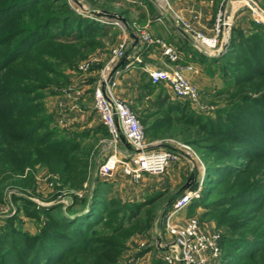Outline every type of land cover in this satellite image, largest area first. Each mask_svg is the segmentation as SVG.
<instances>
[{
  "label": "trees",
  "instance_id": "16d2710c",
  "mask_svg": "<svg viewBox=\"0 0 264 264\" xmlns=\"http://www.w3.org/2000/svg\"><path fill=\"white\" fill-rule=\"evenodd\" d=\"M117 36L115 24L80 16L66 0H0V200L5 183L21 184L11 175L21 174L27 167L30 147L60 157L62 161L52 167L59 169L66 183L84 180L86 161L74 153L86 156L87 147L78 139H87L89 133L62 134L52 125L44 98L70 85L59 68L74 65L75 59L66 57L62 49L86 40L87 57L108 41L113 44ZM194 51L191 59L204 65L206 72L221 74L227 86L219 94L229 95L231 85L264 79V24H257L250 35L234 30L228 49L219 57ZM237 57L241 61L230 62ZM240 66L248 73L238 69ZM158 84L148 80L142 85V97H149V105L138 117L146 134L164 125L202 123L209 141L227 140L210 146L217 160L207 166L208 188L189 209L203 205L210 217L218 211L215 217L220 225L229 224L230 230L222 234L220 242L222 264H264V230L259 228L264 227V220L260 221L264 218V93L243 94L224 111L227 118L206 120L200 114H187L191 108L187 101H170L162 93L151 98ZM180 112L182 117L173 118ZM32 180L30 176L24 184ZM168 192H152L142 201L123 200L114 183L102 180L92 198L73 195V203L66 208L61 203L44 206L14 196L15 201H23L27 215L47 221L36 233L24 230L15 224L20 221L18 206V212L0 227V264H119L128 239L152 228L155 203ZM240 208H245L243 214L230 222L232 212ZM249 211L252 215L245 214Z\"/></svg>",
  "mask_w": 264,
  "mask_h": 264
},
{
  "label": "rangeland",
  "instance_id": "374dc122",
  "mask_svg": "<svg viewBox=\"0 0 264 264\" xmlns=\"http://www.w3.org/2000/svg\"><path fill=\"white\" fill-rule=\"evenodd\" d=\"M66 1L78 15L85 18L99 17L95 15V12L97 11H108L111 13L119 14L126 19L130 28L139 37L140 41H143L141 37L142 34L146 33L151 38L160 40L167 46L174 47L179 55V48L176 47V45L171 41H175L177 39L182 40V36L180 34H185L187 37H189L192 44L196 48H201L207 52H212L213 55H215V52H218V55L212 57H219L226 52L224 51L223 53H220L224 45L227 42H230L234 30H241L244 34L250 35L257 30V24H264V0H253L258 5V7L261 8L262 11H258L256 8H254L248 2V0ZM230 2L232 5V11L230 13L229 19L227 20L226 11ZM59 4L61 3L59 2ZM146 12H148L149 15H147ZM155 17L160 18V20L162 21H159V24H156L154 26L149 25L147 27L146 24H148L150 19ZM118 21L121 25L124 26L121 20ZM175 28L181 33H178ZM174 29L176 32L173 31ZM126 30L129 35V30L127 28ZM204 37L207 39L216 38V46L210 47L203 39ZM122 42H125L128 47L131 46L128 39ZM122 42H120L119 44H121ZM82 43L84 45H82ZM109 43L110 42L108 41L106 46L94 50L87 57L86 40H84L83 42H77L78 45H66L67 48L62 49L64 53L66 52V57L70 58L71 60L75 59L74 65L66 64L65 66L59 68L61 70V74H64L68 77L70 85L73 81L77 80V78L84 74V72L79 69V65L87 60L94 59L95 53L101 50H105L107 55L112 56L113 49L119 44L114 46V44ZM110 59L108 61H104V64H100L99 68L95 66V63L97 61H95L92 65L91 69L95 67L97 68H95L96 70H94L93 72L95 74L93 78L96 79L94 88L101 76L102 69L110 62ZM236 60L241 61L240 57H237L233 58L230 62H233V64H235L234 61ZM150 61L151 64L156 67L155 69L171 71L172 69L178 67L181 72L188 78V80L197 88H199L185 74L184 68L177 66L174 63L170 67H167L165 64H162V61L160 62L158 58H153ZM199 64L202 65L201 63ZM189 66H192L193 69H189ZM189 66L187 67V69L190 72L193 73L197 71V68L195 66ZM202 66L204 68V73H206L209 78L212 79L209 82L210 86L206 87L205 89L199 88L201 91L200 100L201 103L205 106V109H197L189 102L191 108L190 110H188L187 114H200L203 115L206 120L209 118H211L212 120L223 118L224 120L228 117L226 115V112L224 111L230 108L231 104L238 100L240 96H243V94L246 93L253 96H259L264 93V79L255 78L253 80H248L237 85H231L232 88L230 89L231 93L229 95L225 93L219 94L220 89L226 88L227 86L224 84V80L221 77V74L217 72L215 75H210L208 72H206L204 65ZM238 69L243 70V73L245 74L248 73L243 69V66L238 67ZM124 101L127 102L131 109L139 116V112L131 105V103L126 100ZM183 101L185 100H182V102ZM94 103L95 102L93 99V104ZM45 108L47 113L52 116V125L58 127L59 130H61L62 134L67 135V133L69 132L71 134L78 135L86 130V127L83 128L82 126H80L82 128H76V126L63 125L61 123L58 124L55 118V111L51 112L46 103ZM93 113L95 114V111H93ZM96 114L99 118L95 115V125H98V122L101 123V121L99 120V114ZM162 115L163 114H160V116ZM182 115L183 114L181 112L175 113L173 114V118H180L182 117ZM220 115L221 117H219ZM202 122L205 121L202 120ZM201 124H195L192 126L188 125L184 127L177 125L168 127L167 125H164L165 127L156 129V131L147 134L148 143L163 147L178 148L181 144H189L195 151V158L192 159L185 156L180 157V159L185 160L186 164L188 165L189 171L186 175H182L180 177L181 180L177 185L174 184L173 180L175 178L173 177H175V174L171 169V166L175 161L170 163L165 172L154 174L155 178H157L158 180L167 181L168 185L171 184L168 187H163L162 190H167L169 192L160 202L155 203V218L152 228H155V231L159 233L158 238H153L155 232L151 233V229L134 233L126 243V248L122 253L119 264H131L128 258L124 257V254L128 249H131L133 247L144 248L149 242L153 243L155 246L159 245L160 247L161 244H165L170 240L166 228L162 224V219L165 217V214L169 207H171L172 202L176 197L179 196V192L181 189H183L187 184H190V186L188 187V189H184L183 192L200 188L201 193L197 198L199 199L202 196L203 192L208 188L209 173L207 166L209 162L217 160V153H214L210 149V146L212 144H226L227 140L221 138L215 139V141H209V133L204 130ZM83 125H86V123H84ZM84 138L80 136L78 140L83 141V144L87 147L86 156L81 155L80 151L74 153V156L79 158L80 161H82V159L86 161V167H84L86 168V176L84 180L82 182H79L77 178L74 179V181L77 182L75 184L78 185H75L72 182L66 183V178L64 177V175H61V173L58 171L59 169H57V171L53 169L52 166L55 163L62 161L60 157H57L56 155L53 156L51 152L45 149H39L38 151H36L35 147H30V153L28 155L29 161L26 164L27 167H25L24 171L21 174L11 175V179L13 181H18L21 184H4L2 197L3 200H0V227L4 224V222L6 221L5 219L8 216L15 215L18 212V206H21L18 215L20 221L15 222V224H17L24 230L30 231L31 233H36L38 231V227L47 221V218L44 217L39 220L34 216L27 215V209L23 201H21V199L19 201H15L14 196L26 197L27 199H30L31 201L44 206H51L53 204L61 203L63 204L64 208L73 203L72 201V203L69 204V201L67 199L68 197H71L73 200V195H76L80 199L92 198L96 185L102 181L98 176V168L99 164L101 163V159H105L110 153L109 150L111 147V136L110 134H105L104 130H102V132H100L99 135L94 136V138ZM37 153H39L40 155ZM179 160L176 161L178 162ZM204 166H206L207 174L204 177H201V171ZM258 172L259 171H257L256 174H259ZM30 176L33 177L32 182L24 184V181L29 179ZM202 179L203 182H201ZM127 180L120 182L118 185H115L116 181L113 182L115 185V192H117V194H119L123 200H129V194L131 195V193H133L131 185L133 186L138 184V182L132 178ZM223 190L224 189L222 188L220 194L224 192ZM151 193L152 192H149L144 197H142L144 198L143 200H145L146 196ZM244 209L245 208H240L233 211L231 214L232 218L230 217L229 221L231 222V220L238 219L239 216L243 214ZM208 210L209 209H207L203 205H198L196 207L193 206L190 211H186L187 213L185 214V216L188 217V219H198L201 222V225H212L215 228L214 231H218L221 234L227 233L230 230L229 224L225 223L223 225H220L219 221L215 217L218 211H214V215L210 217L208 216V214H210ZM245 214H251V212L249 211ZM262 220H264V218L261 217L260 221ZM259 228L264 230V227L260 226ZM142 244L145 245L142 246Z\"/></svg>",
  "mask_w": 264,
  "mask_h": 264
},
{
  "label": "built area",
  "instance_id": "2783aa9c",
  "mask_svg": "<svg viewBox=\"0 0 264 264\" xmlns=\"http://www.w3.org/2000/svg\"><path fill=\"white\" fill-rule=\"evenodd\" d=\"M96 19L106 24L120 25L118 20L105 17ZM142 39L147 44H158L163 54L172 62L180 59L179 53L172 46H167L160 40L151 38L143 33ZM210 47H215L216 38H203ZM140 42V41H139ZM138 45V44H137ZM137 45L128 47L122 42L113 49L110 62L104 66L101 76L94 88V108L99 114L102 124L105 125L111 136L110 153L104 161L99 164L98 176L100 179H107L121 169L122 172L132 179L139 181L148 174H160L167 170L170 163L179 160L180 157L195 158V151L189 144H181L178 148L163 147L147 142V134L144 125L138 115L131 109L129 104L120 99L115 88L118 81L109 75L114 64L123 58L127 60L141 61L139 56L133 54ZM133 47V48H132ZM208 56H215L197 48ZM221 52V51H220ZM95 58L87 60L79 65L84 73L91 70ZM193 69L192 66L188 67ZM146 71L153 83H167L175 96L181 100L190 102L197 109H205L201 103V91L176 67L171 71L163 69H149ZM124 137L127 148H122ZM207 174L206 166L202 168L201 177ZM203 182V179L201 180ZM201 189L187 190L180 194L167 210L162 224L165 226L170 240L160 247L163 250L162 259L166 264H208L209 258L222 256L221 238L218 231L204 232L201 230V222L196 218H190L183 224L173 222V216L186 209L193 200L200 196ZM145 244H142L144 246ZM131 264H145L136 259Z\"/></svg>",
  "mask_w": 264,
  "mask_h": 264
},
{
  "label": "crops",
  "instance_id": "0c3cea01",
  "mask_svg": "<svg viewBox=\"0 0 264 264\" xmlns=\"http://www.w3.org/2000/svg\"><path fill=\"white\" fill-rule=\"evenodd\" d=\"M147 15L149 13L147 12ZM152 17V16H151ZM160 18H152L146 24L148 27L149 25H156L159 24ZM116 29L118 30V36L116 41L113 43L114 46L119 44L120 42L128 39L129 44L133 46L134 39L131 34L128 35L126 27L123 25H115ZM176 29V28H175ZM175 29L173 30L174 32ZM177 30V29H176ZM178 33L179 30H177ZM154 32V31H153ZM130 33V32H129ZM157 35V34H156ZM182 36V40H175L171 41L179 48L180 52V59L178 62L174 63L177 66L184 68L185 74L191 79L193 83H195L199 88L205 89L206 87L210 86L209 82L212 80L209 76L204 73V68L202 65L194 61L193 59V51L194 49L201 52L197 49L191 42L190 38L187 37L185 34H180ZM158 36V35H157ZM180 37V36H178ZM146 42L140 41L136 48L133 49V54L135 56H139L141 61H134V60H127L124 64H122L115 75L118 81V85L116 88V94L120 99L126 100L131 103V105L138 111L141 112L147 107L148 98L149 97H142V85L148 80L152 81L149 73L146 71L147 68L155 69L156 67L151 64V59L158 58L162 64H165L167 67L173 65V63L163 54V50L160 45L158 44H147L145 47ZM130 46V48H131ZM145 47V48H144ZM191 48L192 52L189 54L183 49ZM133 48V47H132ZM195 52V51H194ZM205 54V53H204ZM207 55V54H206ZM94 57L96 58L97 62L95 63L96 67H100V64H104V61H108L111 56L107 55L105 50L98 51L95 53ZM212 57V56H210ZM122 59L118 60L114 66L121 61ZM189 65H193L197 68V71L190 72L187 67ZM95 67V68H96ZM95 68L91 69V71L84 73L82 76L77 78V80L73 81L68 89L53 93H47L44 102L47 104L48 108L51 112L55 111V118L56 122L61 123L63 125L69 126H76V128H85L86 133L88 132V138H94L102 132V121L101 123L98 122V125H95L97 116V112L94 108L93 104V91L95 85V74L93 73ZM112 69V70H113ZM153 83V81H152ZM156 84V83H154ZM158 84V83H157ZM162 91V92H160ZM162 93V94H161ZM160 94L168 95L170 97V101L178 100L182 101L181 99L177 98L173 93L171 87L167 83H160L157 85L156 91L151 95V98H159ZM146 101V102H145ZM146 105V106H145ZM51 106V107H50ZM95 111V114L93 113ZM96 115V116H95ZM98 117V116H97ZM99 118V117H98ZM86 123V125H83ZM82 126V127H80ZM122 148H127V143L123 139ZM106 159V158H105ZM104 158L101 159L100 162L105 160ZM175 174L174 184H179L181 180V176L186 175L189 171L188 165L186 164L184 159H180L178 162L175 161L174 164L171 166ZM127 179H131L130 176L125 175L122 170L118 169L115 171L112 176L107 179H100V180H107L111 183L116 181L115 185H118L120 182H123ZM128 181V180H127ZM138 184L131 185L132 192L131 195L129 194V200L132 201H142L147 193L162 190L163 187H168L170 185L167 184V181L158 180L155 178L154 174L145 175L141 180L137 181ZM125 184V183H124ZM186 211H190L189 206L177 212L173 216V222L178 224H183L187 221L188 217L185 216L187 213ZM214 227L209 224H202L201 230L204 232H213ZM151 233L155 232L153 235L155 239L158 238V232L155 231V228H151ZM147 240V239H146ZM163 250L159 247V245H154L153 243H148L147 246L144 248L133 247L128 249L124 254V257L128 258L130 262L139 259L140 261L144 262L145 264H160L165 263L162 259ZM208 264H222V257H211L209 258Z\"/></svg>",
  "mask_w": 264,
  "mask_h": 264
},
{
  "label": "water",
  "instance_id": "95a60500",
  "mask_svg": "<svg viewBox=\"0 0 264 264\" xmlns=\"http://www.w3.org/2000/svg\"><path fill=\"white\" fill-rule=\"evenodd\" d=\"M234 1V0H232ZM248 2L254 7L256 8L258 11H262L260 7H258V5L253 1V0H248ZM232 11V5H231V2L229 3L228 7H227V11H226V19L228 20L229 19V16H230V13ZM95 15L99 16V17H106V18H109V19H112V20H121L124 24V26L129 30L131 36L133 37L134 39V43H133V46L135 47L140 39L139 37L132 31V29L130 28L129 24L127 23L126 19L123 17V16H120L119 14H116V13H111V12H108V11H97L95 12ZM229 42H227L222 51L220 53H223L224 51L227 50V47H228V44ZM133 49H131L132 51ZM219 53V54H220ZM218 55V54H217ZM127 61V58H123L116 66L115 68L111 71L109 77L112 78L115 73L117 72V70L119 69V67L124 64L125 62ZM122 139H124V137H122ZM190 186V184H187L183 189L180 190L179 192V195L183 193L184 189H188V187ZM68 201H69V204L72 203V198L71 197H68L67 198ZM160 241V239H159Z\"/></svg>",
  "mask_w": 264,
  "mask_h": 264
},
{
  "label": "bare ground",
  "instance_id": "6f19581e",
  "mask_svg": "<svg viewBox=\"0 0 264 264\" xmlns=\"http://www.w3.org/2000/svg\"><path fill=\"white\" fill-rule=\"evenodd\" d=\"M262 14V13H261Z\"/></svg>",
  "mask_w": 264,
  "mask_h": 264
}]
</instances>
